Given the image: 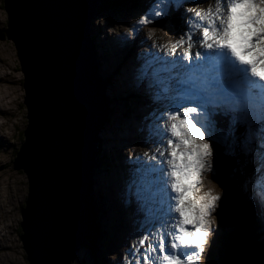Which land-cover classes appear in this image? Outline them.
Returning <instances> with one entry per match:
<instances>
[{"label":"snow or ice","instance_id":"1","mask_svg":"<svg viewBox=\"0 0 264 264\" xmlns=\"http://www.w3.org/2000/svg\"><path fill=\"white\" fill-rule=\"evenodd\" d=\"M189 2L193 7H184ZM202 3L208 8L194 11ZM177 8L184 28L171 52L159 55L163 46L153 44L156 53L145 54L134 76L150 101L145 119L152 121L154 149L127 157L124 202L146 228L133 241L128 264H199L222 196L206 195L188 207L185 201L203 174L215 171V144L226 146L225 155H236L238 146L252 157L255 148L260 166L242 187L264 207V0H152L137 23ZM218 116L228 118L227 129Z\"/></svg>","mask_w":264,"mask_h":264},{"label":"water","instance_id":"2","mask_svg":"<svg viewBox=\"0 0 264 264\" xmlns=\"http://www.w3.org/2000/svg\"><path fill=\"white\" fill-rule=\"evenodd\" d=\"M101 3L4 0L6 37L16 45L25 76L28 124L13 163L29 182L19 233L30 264H72L96 224L92 176L110 115L90 32ZM223 163L235 167L231 156ZM226 210L229 224L221 210L225 234L209 264H233L224 248L234 227L233 205Z\"/></svg>","mask_w":264,"mask_h":264},{"label":"rangeland","instance_id":"3","mask_svg":"<svg viewBox=\"0 0 264 264\" xmlns=\"http://www.w3.org/2000/svg\"><path fill=\"white\" fill-rule=\"evenodd\" d=\"M152 4V0H142L141 3L138 4V7L135 2H132L131 5L128 6H121L116 7L114 11H111L108 15L100 14L98 17L93 20L92 25L97 26L99 28L95 33H93L94 39V47L96 51H101V65L99 66V62L97 61V68L100 75V78L103 80L105 84V94L107 97V91L110 90V95L108 101H110V107H115L110 110V120L106 126V129L101 134L100 141H99V152L97 154V159L95 161L96 168L95 174L97 171H100V167L105 166L107 161V153L103 154L101 159V142L103 141V135L107 134V128L111 124V130L114 132L112 136L116 141V145L118 149L122 151L124 154V158L126 160V166H122L117 161L118 168H114V171H103L101 175H103V189L101 190L102 193L99 195L97 192H94V196L97 200L94 199V205L96 208V220L98 223V229L103 232V236L101 239L97 241L96 251L90 249V247L86 246L88 244L81 247L78 253L74 256L72 260L77 264H115L113 258L116 256H112L110 252L115 247H119L113 245L115 242L118 245L119 243H124L125 241V229L127 232L130 231V228L126 227L125 217L128 216L126 210V204L124 202V192L125 186L127 181V172L126 169L129 167V162L127 160L128 154H133V156L138 155L135 151L137 148L140 150L141 145L137 143L143 140V136L141 134V138L139 141L136 140L133 136L129 135V132H135L134 130L137 129L140 131L139 127L143 123V125L148 129L149 123L151 121L146 120L145 117L147 116L148 112L150 111V101L149 99L143 94L141 90L138 89L135 82V71L138 64L144 61V57L140 54L141 47L140 45H135L136 36L139 32L140 28L146 27L147 30H155L159 33L160 31V38H164L166 33L165 24L162 22V19H158L154 23H150L149 25H158V28H151L146 26V23L139 24L137 21L139 18L144 15L145 10L149 9ZM175 10V11H174ZM171 10L172 13H176V17L178 19L179 25L182 24V17L180 13L182 10L179 8ZM179 13V14H178ZM8 27V13L4 8V0H0V32L4 31ZM160 28V29H159ZM104 29L107 30L106 34H108L107 39H105ZM101 30V31H100ZM142 37H145L144 32H141ZM118 35V36H117ZM164 36V37H163ZM167 37V36H166ZM144 49V46H142ZM0 52L4 56H8V61L10 63L9 69L7 71H12V75L16 77V85H15V93L13 100L16 101L13 108V116L7 115L4 118V121L7 122V128L9 129L10 136L7 140V145L0 144V156L5 157L3 160L5 164L4 176L8 177L11 176V179L15 181L17 180V188L19 199L14 204H11L8 210H13L16 213V218L14 222L10 223L13 224L12 227L7 226V233L10 236V240L6 247H0V255L4 251L6 254H11L10 256L14 259V264H30L27 259L26 250L24 249V244L21 240V235L19 233V225L20 221L22 220L21 215V205L25 202L27 193H28V177L24 171H17L14 169L13 161L16 158L17 151L21 147V143L24 139V130L27 127V106L24 102V97L26 96L25 88H24V72L21 69V63L17 54V48L13 41L11 40H1L0 41ZM142 54L145 55V51H142ZM128 55V57H127ZM132 56V57H130ZM128 58V59H127ZM103 65V66H102ZM131 68H130V67ZM11 67V68H10ZM108 89V90H107ZM140 94L139 98H136V94ZM113 110V111H112ZM120 110L121 113L116 114V111ZM112 111V112H111ZM113 117V118H112ZM9 120H8V119ZM125 121L134 123V129L132 130L131 126H126ZM15 122V123H14ZM15 125V126H14ZM136 125V128H135ZM117 126V127H116ZM116 128V129H115ZM12 129V130H11ZM142 130V129H141ZM111 131V132H112ZM23 132V133H22ZM141 132V131H140ZM145 133V132H144ZM149 133V131H148ZM148 133H145L146 136H149ZM239 135V133H237ZM11 137V138H10ZM126 139L127 141H125ZM132 139H135L134 141ZM230 143L232 144V138L229 137ZM150 143V142H149ZM120 146L122 148H120ZM134 146V147H133ZM238 147V146H236ZM134 149V150H131ZM233 147L232 145L228 147V150H231ZM134 151V153L132 152ZM215 151V160H214V168L215 171L212 173H205L202 176V186L205 190L204 193L199 191L198 196L204 197L206 195H217L220 194L222 196V200L228 197L227 201L221 202V205L224 206V210L226 208L235 207L236 202L234 199H240L244 193L241 194L240 188H242V184L238 179V184L235 180L227 179V171L229 170L222 163H219L217 157L219 156V160H221V155L224 157L226 152V147L223 144H215L214 145ZM1 158V157H0ZM98 160V161H97ZM112 161V160H111ZM2 160L0 161V163ZM125 170V171H124ZM231 171V170H230ZM231 175H229V178ZM95 185V183H94ZM95 187V186H94ZM123 187V189H122ZM199 190V188H198ZM197 190V192H198ZM122 192V193H121ZM239 192V194H238ZM114 195L118 196V200L114 199ZM224 197V198H223ZM195 199V198H194ZM11 201L13 202L12 198ZM197 201V200H194ZM219 202V206H220ZM97 204V205H96ZM219 206L214 213L215 217V228L213 234L209 237L208 246L203 253L200 260L202 264H209V254L211 249L214 245L219 244V239L225 234L223 231V227L221 226L224 221L221 217V210L222 207L219 209ZM127 209L131 211L133 214V209L127 206ZM99 214V215H98ZM14 215H12V218ZM106 218V223L101 224L99 221H104ZM227 222L229 224V216L226 215ZM262 218V217H261ZM257 226L260 228L264 225V221L259 219V215H257ZM261 220V221H260ZM124 221V222H123ZM122 226V230L120 229ZM226 226V225H225ZM129 239V237H128ZM115 241V242H114ZM227 246V245H226ZM225 246V250H226ZM123 247H126L124 243ZM255 248L259 247V251L261 256L264 259V241L262 244L258 246H254ZM11 248V249H10ZM219 251V248H218ZM121 253V247L114 251L115 255L117 253ZM100 254V255H99ZM216 257V256H215ZM76 258V259H75ZM213 258V253H212ZM119 264V263H118Z\"/></svg>","mask_w":264,"mask_h":264},{"label":"bare ground","instance_id":"4","mask_svg":"<svg viewBox=\"0 0 264 264\" xmlns=\"http://www.w3.org/2000/svg\"><path fill=\"white\" fill-rule=\"evenodd\" d=\"M4 8H5V4H4ZM173 14H176V13H173ZM8 21H9V19H8ZM7 29H8V27L5 30H7ZM96 29L98 30L99 28H97V26H95V25L91 26L90 32H91L92 37H93V33H95L97 31ZM5 30H4V32H5ZM141 32H144V34H145L144 38L142 37ZM5 34H6V32H5ZM153 35H159V33L155 30H147L146 27L140 28L139 32L135 38L136 39L135 45H138V44L140 45L143 42V39H144V43H143V45H144L147 41V37L149 38L150 36H153ZM104 37H105V39H107L108 34L104 35ZM165 38H166V36L164 37V39ZM94 39H95V37L92 40L93 44H94ZM10 40L13 41L12 39H10ZM95 51H96V48L94 49V53L97 54V59H98L99 66H100L101 65V62H100L101 51L100 50L98 52L97 51L95 52ZM140 54L144 57V54H142V51ZM9 65H10V63L8 61V56H4L0 52V144L1 145H7V140H8V137L10 136L9 129L7 128V125H8L7 122H9V121H4V118L7 115L13 116V113H14L13 108H14V104L16 102L13 100V98H15L14 93H15V85H16L15 79H16V77H15V75H12V73H11L12 71L11 72L7 71V69H9ZM21 69H22V66H21ZM110 90L107 91V97L108 98L110 95ZM112 108H115V107L111 106V109ZM119 113H121L120 110L116 111V114H119ZM226 118L227 117H225V119ZM125 123H126L125 124L126 126H131L132 130L134 129V123H132L133 126L130 124V122L125 121ZM140 124L141 125L137 126V127H139V129L140 128L142 129V130L140 129V131H141L142 135L144 134V136L142 137L144 140V143L140 147V150L137 148L135 151L137 152L138 155L144 154V152H149V155H151L152 154L151 150L154 149V145L148 140V136H146L144 133L145 132V126L143 125V123H140ZM135 128H136V125H135ZM111 131L112 130H111V124H110L107 128V134L105 136L103 135V141L101 142L102 144L100 147V149H101L100 156L102 155L101 159H102L104 153L108 154L106 164H105V166L100 167V171H97V174H95V176H94V173H95V171H94L93 176H92V179H93V184H92L93 202H94V199L96 200V198L94 196V192H97L99 195H101V193H102L101 190L103 189L102 186H103V179L104 178H103V175H101V173L103 171H106V172L114 171V168L116 170V168H118V165H116L117 162L119 164H122V166H119L120 168L123 166L125 167L127 165L126 160L123 156L124 154H122V151H120V149H118V146L115 143L116 141L114 140V138L112 136V133H114V132L113 131L111 132ZM130 133L133 134L134 132L131 131ZM146 133H148V131ZM124 140L127 141L126 139H124ZM122 147L120 146V148H122ZM134 149L131 148V150H134ZM0 157H1L0 161L2 160V162L0 163V247L4 248V247H6V245H8L9 241H11L10 236L8 235V233L6 231L7 226L9 225V227H12V225H13L10 223V220L7 218H10L11 222H14V220L16 218V213L13 212V210H8V209H9L11 204H14L19 199V194H18L19 190L17 188V180L16 179L14 181L13 179H11V176H8V177L4 176V170H5L4 167H5L6 163H4L3 160H5V157H3V156H0ZM16 157H17V154H16ZM115 161H117V162H115ZM129 167H130V165H129ZM129 167H127L126 172H127ZM229 170L232 171V169H229ZM239 180H240V178H239ZM94 183H95V185H94ZM122 189H123V187H122ZM240 190H241V194L244 193V192H242V188H240ZM11 198H12L13 202L11 201ZM114 199L118 200V196L114 195ZM96 202H97V200H96ZM12 215H14L13 218H12ZM126 218L127 217H125V221H126ZM262 220L264 221V217L262 218ZM99 222H101V224H104L107 221L105 218L104 221H99ZM121 227L122 226H120V229L122 230ZM124 231H125V237H127V239L129 237L128 240H132L133 237L130 234H128V232H126L127 230L125 229ZM226 242H227V240H226ZM222 245L224 246L223 243H222ZM10 255L4 253V251H3L0 255V264H14V259Z\"/></svg>","mask_w":264,"mask_h":264},{"label":"trees","instance_id":"5","mask_svg":"<svg viewBox=\"0 0 264 264\" xmlns=\"http://www.w3.org/2000/svg\"><path fill=\"white\" fill-rule=\"evenodd\" d=\"M132 2H135L136 5H138L139 3H141V0H102L99 13L103 15H107V13H111V11H114L116 7L119 8L121 6H127L129 4H132ZM1 40L4 41L7 40L4 31L0 32V41ZM222 155H221V160L223 163ZM233 156L236 157L238 161L242 160L241 155L239 153L238 154L236 153V155ZM236 220L237 222L234 224L232 230L233 232H230L231 234L229 235V238L225 243V245H227L226 253L229 256H231V258L233 259L232 263L233 264H264V259L261 256L259 247L254 248L253 246V245L258 246V244H262V241H259V238L257 237L258 235L255 232V227L257 226L258 220L257 218L255 219L253 217L252 210L250 208H248V210H242V206L237 207ZM101 234L102 232L95 227L93 231L89 234V240L86 246L90 247V249L95 250L96 249L95 244H97V241L99 240Z\"/></svg>","mask_w":264,"mask_h":264},{"label":"clouds","instance_id":"6","mask_svg":"<svg viewBox=\"0 0 264 264\" xmlns=\"http://www.w3.org/2000/svg\"><path fill=\"white\" fill-rule=\"evenodd\" d=\"M18 152V151H17Z\"/></svg>","mask_w":264,"mask_h":264}]
</instances>
